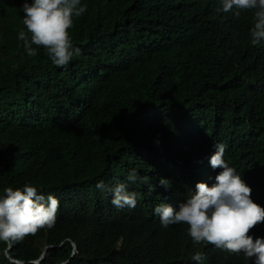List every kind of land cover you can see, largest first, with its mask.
I'll return each instance as SVG.
<instances>
[{
  "label": "trees",
  "instance_id": "trees-1",
  "mask_svg": "<svg viewBox=\"0 0 264 264\" xmlns=\"http://www.w3.org/2000/svg\"><path fill=\"white\" fill-rule=\"evenodd\" d=\"M23 2L0 0V197L31 184L60 203L52 229L0 242V264H196V251L202 264H254L194 244L188 225L164 228L154 212L215 184L221 143L264 208V41L250 43L253 12H218L220 0H81L87 11L70 29L81 55L58 68L43 48L27 56ZM133 169L149 181L129 182ZM100 182L126 184L136 207H115ZM250 235L264 238V223Z\"/></svg>",
  "mask_w": 264,
  "mask_h": 264
},
{
  "label": "clouds",
  "instance_id": "clouds-1",
  "mask_svg": "<svg viewBox=\"0 0 264 264\" xmlns=\"http://www.w3.org/2000/svg\"><path fill=\"white\" fill-rule=\"evenodd\" d=\"M23 25L18 39L29 57L38 55L43 48L52 64L65 68L73 57L81 55V49L74 47L70 29L74 19L81 17L87 6L81 0H24L21 8ZM239 17L241 12L252 11L254 26L250 30V43L259 45L264 41V0H220L217 11L233 12ZM216 152L210 158L213 169H221L215 177V184L197 183L195 194L189 195L179 209L168 204H158L154 208L160 217L162 227L170 225H188V235L194 244L212 245L230 254L241 255L254 264H264V238H253L250 232L264 223V208L251 199V188L241 178L234 167L225 159V145L217 144ZM129 182L138 180L147 183L149 178L138 177L135 169L127 176ZM168 189L170 182L159 181ZM101 190L111 191V203L118 209L135 208L139 194L130 192L124 183L112 189H105L103 182L97 184ZM59 200L49 194L41 195L36 187L25 184L22 188L4 189L0 197V242L10 249L17 242L29 235H36L40 230L55 226L59 211ZM206 257L196 251L191 259L202 264Z\"/></svg>",
  "mask_w": 264,
  "mask_h": 264
},
{
  "label": "water",
  "instance_id": "water-1",
  "mask_svg": "<svg viewBox=\"0 0 264 264\" xmlns=\"http://www.w3.org/2000/svg\"><path fill=\"white\" fill-rule=\"evenodd\" d=\"M74 247H75V244H74ZM44 257H45V255H44ZM41 260H39V261H37L36 263H39ZM16 262V261H15Z\"/></svg>",
  "mask_w": 264,
  "mask_h": 264
}]
</instances>
